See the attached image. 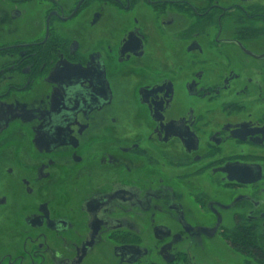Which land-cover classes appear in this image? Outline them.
Returning a JSON list of instances; mask_svg holds the SVG:
<instances>
[{"label":"flooded vegetation","instance_id":"flooded-vegetation-1","mask_svg":"<svg viewBox=\"0 0 264 264\" xmlns=\"http://www.w3.org/2000/svg\"><path fill=\"white\" fill-rule=\"evenodd\" d=\"M258 252L264 0H0V264Z\"/></svg>","mask_w":264,"mask_h":264},{"label":"trees","instance_id":"trees-1","mask_svg":"<svg viewBox=\"0 0 264 264\" xmlns=\"http://www.w3.org/2000/svg\"><path fill=\"white\" fill-rule=\"evenodd\" d=\"M242 239H243V242H244L243 246H246V248L249 249L250 246L248 244V238L247 237H243ZM246 248L245 247H241L240 249L246 250ZM258 254H259L260 259H264L263 258L264 257V253L262 254V253L258 252Z\"/></svg>","mask_w":264,"mask_h":264},{"label":"rangeland","instance_id":"rangeland-1","mask_svg":"<svg viewBox=\"0 0 264 264\" xmlns=\"http://www.w3.org/2000/svg\"><path fill=\"white\" fill-rule=\"evenodd\" d=\"M258 264H264V261L257 262Z\"/></svg>","mask_w":264,"mask_h":264}]
</instances>
